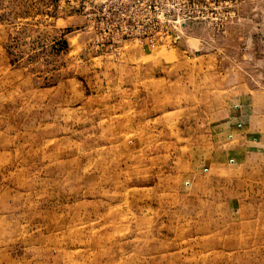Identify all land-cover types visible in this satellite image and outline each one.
Returning <instances> with one entry per match:
<instances>
[{
  "label": "rangeland",
  "instance_id": "374dc122",
  "mask_svg": "<svg viewBox=\"0 0 264 264\" xmlns=\"http://www.w3.org/2000/svg\"><path fill=\"white\" fill-rule=\"evenodd\" d=\"M212 11L113 52L0 0V264H264V145L229 136L264 134V0Z\"/></svg>",
  "mask_w": 264,
  "mask_h": 264
},
{
  "label": "built area",
  "instance_id": "2783aa9c",
  "mask_svg": "<svg viewBox=\"0 0 264 264\" xmlns=\"http://www.w3.org/2000/svg\"><path fill=\"white\" fill-rule=\"evenodd\" d=\"M223 3L224 0H59L61 8L85 18L97 48L113 52H123L131 44L145 49L175 46L192 22L207 19L209 8L216 21L221 20Z\"/></svg>",
  "mask_w": 264,
  "mask_h": 264
},
{
  "label": "crops",
  "instance_id": "0c3cea01",
  "mask_svg": "<svg viewBox=\"0 0 264 264\" xmlns=\"http://www.w3.org/2000/svg\"><path fill=\"white\" fill-rule=\"evenodd\" d=\"M241 107V105H240ZM241 108H239L238 112H240ZM236 116L233 118L232 125L230 126V130H232V133H229V136L232 138H238L239 139V146L246 145L247 147L249 145V148H253V150H248L250 154L257 153L255 150H261L259 148V145H264V134L260 131H253L251 123L249 122L250 119L246 116V114H235ZM252 128L250 130V128ZM236 132V134L234 133ZM263 142V143H262ZM242 151V149H241ZM252 152V153H250Z\"/></svg>",
  "mask_w": 264,
  "mask_h": 264
}]
</instances>
